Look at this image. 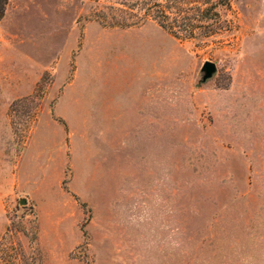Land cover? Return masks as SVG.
<instances>
[{"label":"rangeland","instance_id":"1","mask_svg":"<svg viewBox=\"0 0 264 264\" xmlns=\"http://www.w3.org/2000/svg\"><path fill=\"white\" fill-rule=\"evenodd\" d=\"M0 264H264V0H7Z\"/></svg>","mask_w":264,"mask_h":264},{"label":"trees","instance_id":"2","mask_svg":"<svg viewBox=\"0 0 264 264\" xmlns=\"http://www.w3.org/2000/svg\"><path fill=\"white\" fill-rule=\"evenodd\" d=\"M138 2H136L137 4ZM7 4V0H0V19L3 17L4 15V11H5V6ZM165 25V24H164Z\"/></svg>","mask_w":264,"mask_h":264},{"label":"water","instance_id":"3","mask_svg":"<svg viewBox=\"0 0 264 264\" xmlns=\"http://www.w3.org/2000/svg\"><path fill=\"white\" fill-rule=\"evenodd\" d=\"M204 67L206 68V70H207L208 72H210V71H212V70L214 69V65H213L211 62H206V63L204 64ZM20 203H25V200L22 199V200L20 201Z\"/></svg>","mask_w":264,"mask_h":264}]
</instances>
